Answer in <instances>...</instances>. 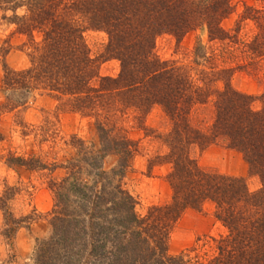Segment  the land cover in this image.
Segmentation results:
<instances>
[{"label": "trees", "instance_id": "16d2710c", "mask_svg": "<svg viewBox=\"0 0 264 264\" xmlns=\"http://www.w3.org/2000/svg\"><path fill=\"white\" fill-rule=\"evenodd\" d=\"M231 1L0 0V19L14 24L32 48L29 67L14 70L4 64L0 115L26 106L43 91L63 109L94 118L101 142L99 150L86 152L80 141L77 156L63 167L65 177L52 181L53 236L37 244L35 264H192L186 253H169L170 239L183 214L201 211L206 202L214 203L215 217L225 228L214 240L209 264H264V111L253 109V98L233 89L229 70L201 78L199 87L187 68L161 62L154 54L164 34L180 41L205 28L211 40L228 39L221 23L231 13ZM88 30L107 35L101 58L90 52L84 37ZM261 31L264 43V24ZM10 49L2 47L0 53L5 56ZM104 59L120 62L116 77L100 76ZM216 82L224 88L213 89ZM211 97L216 114L208 136L189 126L188 116ZM155 106L173 121L166 137L169 154L162 159L171 165L167 180L173 194L169 203L140 217L136 199L123 185L136 145L116 124L130 112L142 120ZM218 140L243 155L250 175L260 180L258 191L251 192L244 178L203 169L191 156L192 146L204 150ZM110 153L118 163L108 171L103 163ZM7 164L46 168L40 160L14 153ZM16 191L7 186L0 196L8 240L32 220L11 211Z\"/></svg>", "mask_w": 264, "mask_h": 264}, {"label": "rangeland", "instance_id": "374dc122", "mask_svg": "<svg viewBox=\"0 0 264 264\" xmlns=\"http://www.w3.org/2000/svg\"><path fill=\"white\" fill-rule=\"evenodd\" d=\"M262 17L264 0H232L231 13L221 23L229 34L228 39L211 40L205 28L186 34L180 41L164 34L157 38L154 54L161 62L187 68L199 87H203L201 78L211 79L209 74L229 70L233 89L251 96L253 109L264 111V54L259 55L264 47L261 38L264 18L257 21ZM84 37L93 57L105 55L107 35L104 32L88 30ZM40 38L37 35V41ZM26 41V36L19 34L14 24L0 19V49L11 47L7 55L0 53V106L5 102L4 64L14 70L30 66L28 54L32 48ZM119 72L120 62L116 59H104L100 66L102 77H116ZM224 85L216 82L213 89L222 90ZM214 100L211 97L206 104L195 106L188 116L189 126L208 136L215 120ZM116 126L136 145L123 185L137 201V214L144 217L151 207L167 204L172 199L167 180L171 165L162 159L169 154L166 137L172 131L173 121L162 107L155 106L142 120L140 115L130 112ZM0 133L3 135L0 196L7 186L15 187L16 194L9 204L11 211L16 218H32L8 240L3 235L4 215L0 210V264H35L37 244L53 236L51 218L56 201L51 183L65 177L63 167L77 156L80 141L86 152L101 148L99 131L94 118L63 109L61 102L39 91L26 106L0 115ZM9 153L40 160L46 168L9 166ZM190 153L203 169L244 178L251 192L261 187L259 178L250 175L243 155L230 149L225 140L211 143L204 150L194 145ZM117 163L118 156L110 153L103 166L110 171ZM215 214L212 202H206L201 211L188 209L171 235L169 253L175 256L186 253L192 264H209L216 250L214 240L225 234Z\"/></svg>", "mask_w": 264, "mask_h": 264}, {"label": "clouds", "instance_id": "9594fccd", "mask_svg": "<svg viewBox=\"0 0 264 264\" xmlns=\"http://www.w3.org/2000/svg\"><path fill=\"white\" fill-rule=\"evenodd\" d=\"M21 14H23V11H21ZM9 15H11V13H9Z\"/></svg>", "mask_w": 264, "mask_h": 264}]
</instances>
